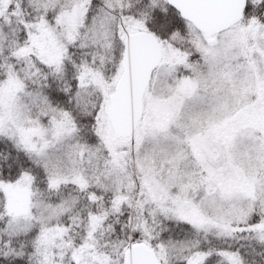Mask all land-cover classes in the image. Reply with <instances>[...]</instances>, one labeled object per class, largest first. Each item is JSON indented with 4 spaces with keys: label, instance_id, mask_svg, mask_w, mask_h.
I'll use <instances>...</instances> for the list:
<instances>
[{
    "label": "snow or ice",
    "instance_id": "6c2138e0",
    "mask_svg": "<svg viewBox=\"0 0 264 264\" xmlns=\"http://www.w3.org/2000/svg\"><path fill=\"white\" fill-rule=\"evenodd\" d=\"M0 264H264V0H0Z\"/></svg>",
    "mask_w": 264,
    "mask_h": 264
}]
</instances>
